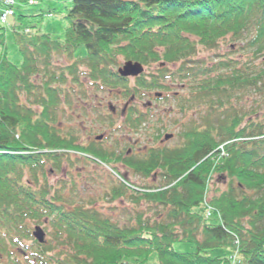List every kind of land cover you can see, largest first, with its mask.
Returning a JSON list of instances; mask_svg holds the SVG:
<instances>
[{"label":"trees","instance_id":"trees-1","mask_svg":"<svg viewBox=\"0 0 264 264\" xmlns=\"http://www.w3.org/2000/svg\"><path fill=\"white\" fill-rule=\"evenodd\" d=\"M32 1L47 0H20ZM56 1L70 3L66 11L54 12L67 23L63 39L14 26L20 66L8 57V30L0 24V264H264V123L242 128L240 119H225L218 129L189 130L182 135L183 147L151 148L138 157L108 153L101 143L79 145L59 121L66 107L72 108L76 88L88 98L84 79L97 91L120 89L124 96L167 90L166 68L140 76L132 87L117 73L121 61L179 63L174 79L182 81L196 74L186 66L197 45L212 49L228 36L234 41L246 36L250 48L263 52L264 0ZM56 54L71 59L59 72L52 65ZM230 65L201 70L207 77L196 85L200 100L233 93L243 82L256 87L262 79L217 74ZM134 116L129 110L126 126L136 128ZM108 117L112 120L111 115L100 121ZM221 143L228 154L218 161ZM68 151L82 153L85 161L91 156L108 166L117 162L144 178L158 175L161 183L118 182L113 190L114 199L145 203L154 217L132 209L134 214L126 212L134 216L115 221L76 202L75 182L51 181L72 166ZM213 173L225 189L214 193L209 206L215 213L206 219L205 193ZM33 226L44 228L45 243L34 238ZM177 243L194 250L178 253Z\"/></svg>","mask_w":264,"mask_h":264},{"label":"rangeland","instance_id":"rangeland-1","mask_svg":"<svg viewBox=\"0 0 264 264\" xmlns=\"http://www.w3.org/2000/svg\"><path fill=\"white\" fill-rule=\"evenodd\" d=\"M67 7H70V3L56 0L32 1L23 4L20 0H0V24L8 30L6 46L9 59L18 66L22 63V56L14 41V26L19 27L22 32L24 29H29L34 33L39 29L43 33L53 35L55 39H63L67 23L61 19L60 15H54V12H64ZM6 8L13 14L10 15L12 18L6 20V24H4L2 20ZM41 14L43 17L34 18ZM22 15L26 18L19 20ZM30 31H25V35H29ZM247 39L248 37L244 36L241 40L234 41L232 37L228 36L212 49H205L197 45L194 57L186 66V69L188 68L192 70L191 73L196 74L190 76L188 80L174 79L176 70L181 66L179 63L167 65L154 63L151 66H144L139 62L121 61L120 66L116 67L117 71L128 62L138 63L144 68L143 73L138 77L127 78L132 87L135 85V79L140 76L146 75L147 78L152 75L156 76L158 69L166 68L168 77L164 80V84L167 90L143 91L141 96H124L120 89L97 91L84 79V90L87 92L88 98L82 99L78 95L79 89L74 88L77 94H74L71 99L73 101L72 108L66 107V113L60 116L59 121L63 128L75 135L79 145L89 147L91 143H101V148L108 153L118 155L121 152H126L138 157L146 155L151 148L176 149V147H183L186 142L182 137L183 134L192 129L206 131L208 126L218 129L221 125L220 122L225 119H240L242 128L251 121L258 120L264 123V51L260 52L254 46L250 48ZM193 41L197 43L196 39ZM70 62L69 57L56 54L53 56L52 65L54 70L59 72L58 69L65 67ZM227 62L231 64L229 69L220 70L217 74L236 73L243 79H256L262 75V79L258 81L256 87L243 85V82L233 93L225 92L212 100H200L196 85L207 77L201 74V70L220 69V64ZM233 68L236 69V72H233ZM220 102L223 103V106H219ZM129 110L135 111L134 119L138 121L133 124L136 125V128L131 127V124L125 125ZM139 114L143 117H139ZM111 115L112 120L108 117L110 122L100 121L102 117ZM217 132L218 130L216 133L213 132V136L220 141L222 136ZM167 137L170 138L167 139ZM215 151L218 161L228 154L223 143ZM68 152L74 159L72 166L65 168L66 171L58 175H52L51 181L66 179L75 182L78 190L74 198L76 202H83L86 206L97 209L115 221H118L119 218L134 216L128 215L126 212L128 210L131 214H134L135 210L150 218L154 217V210H149L150 208L145 203L136 205L126 199H114L113 190L118 187V182L128 186L133 185V187L161 183L158 175L144 178L135 175L117 162L108 166L91 156H86V161L81 160L80 156L83 157V155L77 151ZM224 189L225 185L219 183L218 174L213 173L209 176L205 193L206 219L213 218L215 213V210H212L214 207L209 206L211 198L216 191ZM32 228L33 234L36 228L45 232L43 227L33 226ZM47 239L45 234L43 243ZM174 249L178 253H187L193 252L194 247L190 244L177 243L174 245ZM232 256L235 255L232 254Z\"/></svg>","mask_w":264,"mask_h":264},{"label":"water","instance_id":"water-1","mask_svg":"<svg viewBox=\"0 0 264 264\" xmlns=\"http://www.w3.org/2000/svg\"><path fill=\"white\" fill-rule=\"evenodd\" d=\"M144 71L143 66L140 64H132L130 62L125 63L119 70L118 75L122 78H129V77H138ZM170 137H167V139ZM101 139V137H100ZM34 238L37 239L40 243L44 242L45 233L40 229L36 228L34 232Z\"/></svg>","mask_w":264,"mask_h":264},{"label":"built area","instance_id":"built-area-1","mask_svg":"<svg viewBox=\"0 0 264 264\" xmlns=\"http://www.w3.org/2000/svg\"><path fill=\"white\" fill-rule=\"evenodd\" d=\"M5 10L6 12H3L4 14H3V20H2L4 23L10 17V15L13 14L12 11L11 10L8 11L7 8Z\"/></svg>","mask_w":264,"mask_h":264}]
</instances>
